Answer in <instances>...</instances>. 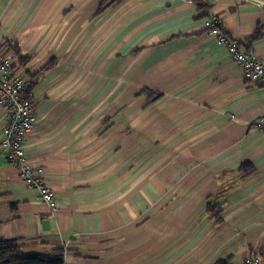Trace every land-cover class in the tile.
Instances as JSON below:
<instances>
[{
	"label": "crops",
	"instance_id": "obj_1",
	"mask_svg": "<svg viewBox=\"0 0 264 264\" xmlns=\"http://www.w3.org/2000/svg\"><path fill=\"white\" fill-rule=\"evenodd\" d=\"M194 1L0 0L35 107L26 154L57 203L7 164L0 106L1 240L65 246L66 264H264V89L204 25L216 15L264 63V5ZM222 197L215 224L205 202Z\"/></svg>",
	"mask_w": 264,
	"mask_h": 264
},
{
	"label": "built area",
	"instance_id": "obj_2",
	"mask_svg": "<svg viewBox=\"0 0 264 264\" xmlns=\"http://www.w3.org/2000/svg\"><path fill=\"white\" fill-rule=\"evenodd\" d=\"M261 7L264 0H245ZM206 32L216 37L217 44L223 46L229 58L236 64L244 79L258 88L264 89V63L252 50L242 48L240 43L221 30V21L210 14L204 18ZM28 80L22 70L13 65V53L0 45V106L8 108V120L2 130V146L6 162L22 175L26 186L33 188L41 202L51 212L56 210L53 190L43 182L41 166H37L26 156L27 136L33 128L34 105L27 93ZM253 127L264 138V112L253 121ZM258 258L245 260V264H258Z\"/></svg>",
	"mask_w": 264,
	"mask_h": 264
},
{
	"label": "trees",
	"instance_id": "obj_3",
	"mask_svg": "<svg viewBox=\"0 0 264 264\" xmlns=\"http://www.w3.org/2000/svg\"><path fill=\"white\" fill-rule=\"evenodd\" d=\"M109 0H103V4L108 2ZM102 4V5H103ZM194 4L197 6L199 15H207V10L209 9V5L206 1H198L195 0ZM261 34L259 31L255 32L252 36L249 37V40L252 42L258 38H260ZM8 48H11L15 54L18 56V50L16 44L5 42ZM12 45V46H9ZM19 59H21L18 56ZM25 61L27 58L24 59ZM24 63V62H23ZM246 163L243 162L240 164L239 169L245 170ZM251 171V167H249ZM217 202H209L207 204L206 210L209 213L210 218L213 222L220 223L221 222V213L223 212V205L221 204L222 199L219 198ZM21 241L19 239H10V240H1L0 239V264H66L65 261V250L64 248L54 249L52 251L44 252V253H32L27 254L21 251ZM212 264H231L226 259H217Z\"/></svg>",
	"mask_w": 264,
	"mask_h": 264
},
{
	"label": "rangeland",
	"instance_id": "obj_4",
	"mask_svg": "<svg viewBox=\"0 0 264 264\" xmlns=\"http://www.w3.org/2000/svg\"><path fill=\"white\" fill-rule=\"evenodd\" d=\"M0 45H2V47H6V44H5V42L3 43V44H0ZM13 65H14V63H13ZM30 98V97H29ZM30 101H31V103L33 104V102H32V100H31V98H30ZM8 109V108H7ZM8 111H9V109H8ZM32 115L34 116V122H33V126L35 125V123H36V113H35V107H33V111H32ZM5 125V124H4ZM2 130H3V127L1 128V134H3L2 133ZM256 130V129H255ZM2 142V141H1ZM4 158H5V160H6V156H5V154H4ZM8 164V163H7ZM9 165V164H8ZM10 166V165H9ZM15 168V167H14ZM218 195H220L221 194V192L219 191L218 193H217ZM222 199V201L224 200V197H222L221 198ZM208 202H205V208L207 207V204H209V199L207 200ZM62 248H64L65 250H67V247H65V246H63ZM66 252V251H65Z\"/></svg>",
	"mask_w": 264,
	"mask_h": 264
},
{
	"label": "bare ground",
	"instance_id": "obj_5",
	"mask_svg": "<svg viewBox=\"0 0 264 264\" xmlns=\"http://www.w3.org/2000/svg\"><path fill=\"white\" fill-rule=\"evenodd\" d=\"M26 156H27V154H26ZM28 157V156H27ZM28 187V186H27ZM30 188V187H29ZM33 189V188H32ZM34 190V189H33ZM35 191V190H34ZM36 192V191H35ZM37 193V192H36ZM37 197H38V194H37ZM38 199H39V197H38ZM54 199H55V193H54ZM40 200V199H39ZM55 204H57L56 203V199H55ZM56 208H57V205H56Z\"/></svg>",
	"mask_w": 264,
	"mask_h": 264
}]
</instances>
